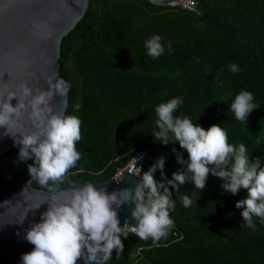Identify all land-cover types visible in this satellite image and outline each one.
Masks as SVG:
<instances>
[{"label":"trees","instance_id":"1","mask_svg":"<svg viewBox=\"0 0 264 264\" xmlns=\"http://www.w3.org/2000/svg\"><path fill=\"white\" fill-rule=\"evenodd\" d=\"M196 2L198 12L149 0H88L63 37L59 72L70 84L65 115L81 121V159L62 181L36 186L52 190L69 181L107 180L143 148L149 156L140 180L163 157V176L159 168L153 176L175 202L166 238L154 244L129 231L121 236L123 252L117 256L114 249L105 264H264V220L253 216L255 227H249L243 208L235 206L247 190L225 191L224 181L211 173L205 187L196 189L187 173L189 180L176 191L167 182L186 170L177 157L187 161L188 153L171 133L167 145L152 135L159 130L156 107L180 98L174 117L205 130L220 125L230 144H244L249 158L264 167V0ZM154 35L165 49L156 59L145 48ZM232 63L238 72L230 70ZM241 91L252 92L259 105L244 122L230 110ZM185 195L193 200L187 208Z\"/></svg>","mask_w":264,"mask_h":264},{"label":"clouds","instance_id":"2","mask_svg":"<svg viewBox=\"0 0 264 264\" xmlns=\"http://www.w3.org/2000/svg\"><path fill=\"white\" fill-rule=\"evenodd\" d=\"M161 40V36L154 35L145 41L148 56L156 59L164 53ZM229 67L233 73L239 71L235 63ZM69 89L68 82L49 78L47 89L34 91L22 83L20 97L13 92L0 100V127L7 133H10L9 127L16 126L22 111L29 110L32 129L19 131V139L10 134L20 145L19 157L22 160L34 158L28 171L41 185L62 181L81 159L76 148V142L81 139V121L75 115L55 112L51 106L54 95L65 96ZM13 98L17 99L15 106L11 103ZM253 100L250 91H241L235 96L230 110L237 121L248 120L249 114L259 107ZM181 103L180 98H173L155 109L159 130L152 133L154 139L167 145L171 133L173 142L178 141L188 153L187 161L177 157L178 163H186V170L174 172L167 183L179 191V185L188 181L187 173H191L196 189L202 190L211 173L224 181L225 191L236 194L241 188L246 189L247 197L237 201L235 206L243 208V221L254 228L253 216L264 220V167L259 158L251 160L244 144L238 148L230 144L227 132L220 125L213 124L205 130L187 117H174ZM157 168L163 176V157L143 173L134 191L108 193L86 183L72 188L63 200L48 201L41 220L26 232L25 239L34 248L22 255V264H77L81 258L84 264H105L114 249L117 256L123 252L121 236L127 238L129 231L140 240L151 239L154 244L166 238L173 227L169 209L175 208V202L170 199L171 192L163 181L158 183L154 179ZM128 201L135 203L131 215L138 223L130 226L125 221L121 227L117 208ZM182 202L187 208L193 200L185 195Z\"/></svg>","mask_w":264,"mask_h":264},{"label":"water","instance_id":"3","mask_svg":"<svg viewBox=\"0 0 264 264\" xmlns=\"http://www.w3.org/2000/svg\"><path fill=\"white\" fill-rule=\"evenodd\" d=\"M149 1L171 5L175 0ZM87 4L88 0H0V100L13 92L20 97L22 83L35 91L47 89L49 78L64 80L59 72L61 43L82 18ZM11 103L15 106L17 99ZM67 105L68 92L65 96L54 95L51 100L53 110L61 114H65ZM31 129L29 110H24L16 126L8 131L19 139V131ZM10 133L0 127V264H22V255L33 250L34 245L25 235L32 224L41 220L48 201L63 200L72 188L86 183L112 193L134 191L140 182L139 174L122 170L119 177L103 181H69L52 190L37 187V180L28 171L32 164L11 154L20 145ZM134 208V201L117 208L121 227L125 221L130 226L138 223L131 215ZM77 264H84L83 258Z\"/></svg>","mask_w":264,"mask_h":264},{"label":"built area","instance_id":"4","mask_svg":"<svg viewBox=\"0 0 264 264\" xmlns=\"http://www.w3.org/2000/svg\"><path fill=\"white\" fill-rule=\"evenodd\" d=\"M171 5L180 6L181 8L186 10L198 12L196 0H178L177 3ZM148 156L149 153L146 149L141 148L140 150L136 151L134 155L130 158V160L127 162V164L117 170L114 177H119L122 170H126L130 173L139 174Z\"/></svg>","mask_w":264,"mask_h":264},{"label":"bare ground","instance_id":"5","mask_svg":"<svg viewBox=\"0 0 264 264\" xmlns=\"http://www.w3.org/2000/svg\"><path fill=\"white\" fill-rule=\"evenodd\" d=\"M178 2V0H175V1H172V3H170V4H175V3H177Z\"/></svg>","mask_w":264,"mask_h":264}]
</instances>
